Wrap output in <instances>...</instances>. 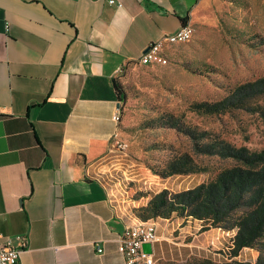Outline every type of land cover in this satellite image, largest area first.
Wrapping results in <instances>:
<instances>
[{"label":"crops","instance_id":"0c3cea01","mask_svg":"<svg viewBox=\"0 0 264 264\" xmlns=\"http://www.w3.org/2000/svg\"><path fill=\"white\" fill-rule=\"evenodd\" d=\"M108 1L0 0V234L20 264H124L126 219L100 175L114 81L205 0Z\"/></svg>","mask_w":264,"mask_h":264},{"label":"rangeland","instance_id":"374dc122","mask_svg":"<svg viewBox=\"0 0 264 264\" xmlns=\"http://www.w3.org/2000/svg\"><path fill=\"white\" fill-rule=\"evenodd\" d=\"M190 26L191 38L168 49L161 63L131 65L120 76L125 94L121 119L100 175L112 201L128 219L131 215L141 220L138 209L161 190L193 188L232 163L195 154L190 137L165 125L166 119L209 132L235 146L264 148V119L259 114L264 110V93L219 114L190 110L191 104L220 100L233 88L264 77V0H205ZM184 153L192 157L197 171L168 177L155 173L169 159ZM173 218V226L159 220L155 264L188 255L219 263H254L259 255L256 247H244L230 257L235 230ZM210 228L218 229L220 235L212 234Z\"/></svg>","mask_w":264,"mask_h":264},{"label":"trees","instance_id":"16d2710c","mask_svg":"<svg viewBox=\"0 0 264 264\" xmlns=\"http://www.w3.org/2000/svg\"><path fill=\"white\" fill-rule=\"evenodd\" d=\"M114 90L119 101L125 94L119 82L114 81ZM264 93V77L233 88L222 99L190 105L198 114H219L232 108L242 107L247 99ZM264 119V110L259 111ZM190 137L195 154L213 155L232 163L221 168L207 182L178 192L163 189L154 194L138 211L142 221L168 219L178 216L207 222L210 227L235 230L231 238L230 257L238 255L244 247L259 251L254 263L230 260L219 263L208 257L188 255L183 260L165 259L158 264H264V148L252 150L246 146H235L230 142L197 131L174 119L163 122ZM192 157L181 154L169 159L163 170H155L161 177L187 174L197 171Z\"/></svg>","mask_w":264,"mask_h":264},{"label":"built area","instance_id":"2783aa9c","mask_svg":"<svg viewBox=\"0 0 264 264\" xmlns=\"http://www.w3.org/2000/svg\"><path fill=\"white\" fill-rule=\"evenodd\" d=\"M113 4L114 0L108 1ZM8 28V26L6 25ZM193 30L190 25L179 27L174 33L163 36L148 44L142 54L135 60L136 64H158L164 60L168 46L184 43L192 36ZM121 119L120 109L112 116V120L119 123ZM123 214V213H122ZM124 216V215H123ZM125 218L123 230L118 236L119 250L123 256L124 264H155L154 245L158 241L157 223L155 220L142 221L135 216ZM149 243L152 253H145L142 245ZM98 253L101 248H96ZM21 248L10 244L9 239L0 234V264H20Z\"/></svg>","mask_w":264,"mask_h":264},{"label":"water","instance_id":"95a60500","mask_svg":"<svg viewBox=\"0 0 264 264\" xmlns=\"http://www.w3.org/2000/svg\"><path fill=\"white\" fill-rule=\"evenodd\" d=\"M142 250L145 253H152V247H151V245L149 243H144L142 245Z\"/></svg>","mask_w":264,"mask_h":264}]
</instances>
